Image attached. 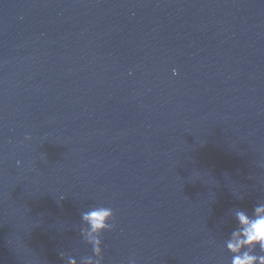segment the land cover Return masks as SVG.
<instances>
[{
  "label": "water",
  "instance_id": "water-1",
  "mask_svg": "<svg viewBox=\"0 0 264 264\" xmlns=\"http://www.w3.org/2000/svg\"><path fill=\"white\" fill-rule=\"evenodd\" d=\"M258 204L264 0H0V264H230Z\"/></svg>",
  "mask_w": 264,
  "mask_h": 264
},
{
  "label": "clouds",
  "instance_id": "clouds-1",
  "mask_svg": "<svg viewBox=\"0 0 264 264\" xmlns=\"http://www.w3.org/2000/svg\"><path fill=\"white\" fill-rule=\"evenodd\" d=\"M235 215L238 227L232 231L225 245L231 253L230 264H264V204L256 205L251 216L243 210H238ZM81 219L90 230L88 240L93 245L94 254L101 256L98 236L107 229H115L113 210L94 207L82 213Z\"/></svg>",
  "mask_w": 264,
  "mask_h": 264
}]
</instances>
